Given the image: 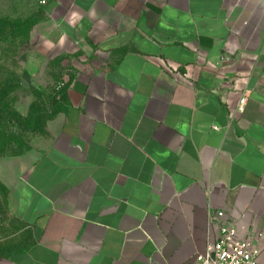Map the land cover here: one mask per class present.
Returning a JSON list of instances; mask_svg holds the SVG:
<instances>
[{
	"label": "crops",
	"instance_id": "obj_1",
	"mask_svg": "<svg viewBox=\"0 0 264 264\" xmlns=\"http://www.w3.org/2000/svg\"><path fill=\"white\" fill-rule=\"evenodd\" d=\"M45 7L87 61L39 146L0 158L30 233L0 264H199L210 209L254 235L264 263V0Z\"/></svg>",
	"mask_w": 264,
	"mask_h": 264
},
{
	"label": "rangeland",
	"instance_id": "obj_2",
	"mask_svg": "<svg viewBox=\"0 0 264 264\" xmlns=\"http://www.w3.org/2000/svg\"><path fill=\"white\" fill-rule=\"evenodd\" d=\"M46 1L0 0V158L39 146L57 90L87 61L71 28L50 16ZM29 240L0 181V253Z\"/></svg>",
	"mask_w": 264,
	"mask_h": 264
},
{
	"label": "built area",
	"instance_id": "obj_3",
	"mask_svg": "<svg viewBox=\"0 0 264 264\" xmlns=\"http://www.w3.org/2000/svg\"><path fill=\"white\" fill-rule=\"evenodd\" d=\"M229 60V57L222 56L218 63ZM235 82L244 86L236 107V113H242L250 94L249 78L238 77ZM209 226L214 228L215 234L210 233L205 251L197 255L199 264H264L260 241L252 234H243L237 220L224 210H209Z\"/></svg>",
	"mask_w": 264,
	"mask_h": 264
},
{
	"label": "trees",
	"instance_id": "obj_4",
	"mask_svg": "<svg viewBox=\"0 0 264 264\" xmlns=\"http://www.w3.org/2000/svg\"><path fill=\"white\" fill-rule=\"evenodd\" d=\"M54 114H55V113H53V114H52L50 117H52ZM50 117H49V118H50ZM49 118H48V119H49ZM27 151H29V149H28V150H26V151H24V152H20V153H19V154H17V155H22V154L26 153ZM0 156H2V154H0Z\"/></svg>",
	"mask_w": 264,
	"mask_h": 264
}]
</instances>
